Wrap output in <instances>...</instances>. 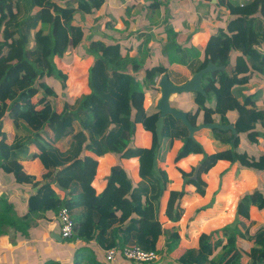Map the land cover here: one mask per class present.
I'll return each mask as SVG.
<instances>
[{
	"label": "trees",
	"instance_id": "16d2710c",
	"mask_svg": "<svg viewBox=\"0 0 264 264\" xmlns=\"http://www.w3.org/2000/svg\"><path fill=\"white\" fill-rule=\"evenodd\" d=\"M105 2L83 0L79 8L70 3L63 8L53 0H0V171L10 175L18 185L34 190L27 201L28 213L21 218L4 201L8 210L0 216V227L10 226L27 236L33 216L47 212L58 216L66 208L74 222L75 233L64 239L65 242L96 240L104 251L122 248L119 234L123 229L131 235L129 245L153 250L161 256L158 244L162 237L167 247L181 240L180 228L176 224L180 223L185 212L182 202L185 192L171 193L166 214L175 225L164 229L155 215V209L159 208L167 190L165 173H157L159 152H169L175 141H182L183 146L176 157L179 162L193 155H205L203 146L195 138H190L189 129L172 116L165 118L163 139L159 143L156 123L160 113L147 111L146 94L136 89L130 72V68L138 72L142 65L123 57L119 46L112 56L95 58L89 70L90 92L81 95L73 104L66 102L61 112L56 108L57 90L45 81L53 76L67 88L69 75L58 68L56 59L69 55L84 38L83 29L73 25L75 14L78 10L93 13ZM231 15L228 31L219 30L207 40L202 59L199 49L193 47L185 51L177 43L168 44L165 53L171 65L181 64L178 68L191 76L209 62L225 66V70L204 77L207 96L197 94L195 101L199 103L204 98L208 102L221 101L224 114L237 112L236 124L247 126L254 113L252 106L249 108L251 100L242 104L234 91L252 81V74L248 73L249 63L255 66L261 61L264 65V0L236 5ZM32 41L34 45L30 46ZM234 50L248 58V64L239 59L242 77H232L226 68ZM162 75L168 76L163 65L146 71L148 80ZM7 116L14 120L17 128L31 131L32 136L17 137L9 144L10 136L4 131ZM197 116L198 113L190 121L193 126H197ZM61 123L64 131L59 137L57 130ZM204 123H214L211 111L205 113ZM76 124L79 130H76ZM138 124L152 135L150 147L132 146ZM213 133L222 144L233 146L236 136L232 131L215 129ZM60 138L65 139V151L57 145ZM32 144L41 153L28 157H39L48 170L43 182L28 174L22 164L21 158ZM95 145L100 156L113 154L121 159L137 158L140 182L135 183L118 165L112 168L105 190L97 194L92 182L98 162L80 158L87 146L92 148ZM236 160L233 148L205 155L198 171L184 173V176L189 178L188 184L204 196L207 184L203 176L220 161L235 163ZM70 164L72 167H68ZM78 164L83 166L81 174L75 167ZM194 175L196 178L190 179ZM53 176L64 189L56 188V191L62 194L69 191L63 199L55 197V189L49 183ZM263 203L264 186L245 193L237 205L235 223L224 228L220 238L202 234L198 245L185 250L177 258V263L264 264V224L257 214ZM239 240L252 246L246 249ZM81 253L76 255L80 257Z\"/></svg>",
	"mask_w": 264,
	"mask_h": 264
},
{
	"label": "crops",
	"instance_id": "0c3cea01",
	"mask_svg": "<svg viewBox=\"0 0 264 264\" xmlns=\"http://www.w3.org/2000/svg\"><path fill=\"white\" fill-rule=\"evenodd\" d=\"M82 1L53 0V2L63 8L68 3L79 8ZM152 1L153 3L149 5L148 0H106L102 8L93 13L82 10L76 12L73 25L83 29L84 38L77 47L70 50L69 55L62 59H56V64H59V61H61V64L62 61L66 64L64 67L57 66L69 75L67 88H64L61 82L56 84L52 80L54 79L53 76L45 78V81L54 90H57L58 101L56 108L58 112L63 110L66 102L73 104L81 95L90 92L88 88L89 70L95 58L99 55L112 56L114 49L118 50L117 46H119L123 57L131 58L132 63L137 61L141 63V70L138 72H133L132 68H130L131 75L135 79L136 89L146 94L147 111L149 113L158 111L156 106L161 89L156 79H160L163 75L155 78V80H148L146 71L153 66L163 65L167 68L170 80L176 84H184L192 77L189 72L178 68V66H182L181 64H170L169 58L165 53V47L169 43L174 42L182 46V50L185 51L195 47L201 51L200 59H202L207 40L215 36L219 30L228 31L229 22L232 18V8L236 5L243 6L253 0H238L239 2L235 3H232L233 0H197L199 5L196 6H194L193 0H187V7L182 10L184 12L182 21H178L175 18L176 15L171 13L166 15L165 12H159L162 10V1ZM165 1L170 3L169 6L176 12L174 8L179 7L178 4L185 0H172L173 5H171L170 0ZM198 16L206 19V23L201 19L196 22L195 20ZM164 17L165 21L161 23L163 24L162 28L158 31L159 21ZM155 18L158 19L157 22L152 20ZM166 25L167 27H173V35L169 34L166 28L169 37L171 36L170 38H165L163 34ZM176 25H178V28L175 29L174 26ZM33 45L34 42L32 41L30 46ZM151 47L159 50L158 55L155 56L150 51ZM71 54L73 59L70 58L66 61ZM118 56L119 53L116 57ZM230 57L242 59L243 63L248 62V58L244 57L238 50L232 51ZM149 58H152V61L148 63ZM248 73L252 74V81L244 86H238L234 91V95L242 104L247 99L251 100L249 108L252 106L254 113L250 117L247 126L236 124L238 119L237 112L232 111L224 114L221 111V101L208 102V99L204 98L197 103L195 101L197 93L194 92L185 95H175L171 98L172 106L186 112L190 121L198 113L197 126L204 124V116L208 111L212 112L214 122L234 125L237 135L233 146L231 145L232 147L219 142L215 138L213 130L209 129L199 131L194 138L203 146L205 155H213L233 148L237 160L235 163L220 161L209 173L204 175L203 179L207 184V188L206 194L201 196L196 192L194 186L188 184L189 178L187 179L184 173L195 174L200 168L205 155H193L177 162L176 157L183 146L182 141H175L169 152L164 150L159 152L157 173H165L167 190L159 208L155 209V215L164 229L173 227L175 224L168 219L166 214L167 204L172 192L181 191L185 192L182 201L185 212L180 223L176 224L180 228L181 240L177 244L172 245V247H167L165 238H161L158 244L161 250L158 264H178L177 258L185 250L196 247L202 234L220 238L223 229L235 223L237 205L240 203L242 196L247 192L264 186L263 63L258 61L255 66L249 63ZM34 102H37V100L35 99ZM58 103L62 107H59ZM60 126L62 127V132L59 134L57 130L59 137L64 131L63 123ZM75 127L76 130H79L78 124ZM4 131L10 136L8 139L9 144L15 142L17 137L32 136L31 131L25 132L22 128H17L14 120L8 116L5 119ZM151 142L152 135L145 131L142 124H138L132 138V146L135 148H147L150 147ZM64 144V138H60L57 141V145L63 151L67 150ZM40 153L39 148L32 144L21 159L25 171L30 175H34L36 180L43 182L48 170L45 169L39 157H28ZM80 158L82 160L91 158L98 162L96 175L92 182L97 194H101L105 190L112 168L118 165L127 171L129 177L135 183H139L141 180L139 177L140 164L137 158L121 159L113 154L100 156L99 148L96 145L92 148L87 146ZM72 165L70 164L68 167H72ZM75 167L81 174L83 166L78 164ZM195 178V175L193 177L190 176V179ZM56 183V181L52 183L54 189L57 188ZM33 193L34 190L18 185L10 175L0 171V216H3L4 212L8 210L6 203L3 201L9 203L8 205L12 207L11 211L17 217L21 218L27 215V201ZM68 193L69 191H65L63 194L56 192L55 197L63 199ZM257 214L261 218V224H264L261 209L257 211ZM33 219L27 236L16 232L10 226L0 227V264H49L51 262L70 264L66 261L65 256L68 248L71 249L69 250L74 253V256L78 252H82L81 257L77 261L75 258L77 264H90V262L103 264L106 262V251L100 247L96 240L85 243L83 241L59 242L54 239L52 235H61V225L56 213L47 212L37 217L33 216ZM124 231L122 229L119 234V239L123 246L129 244L131 240L130 233ZM48 235H51V237ZM239 243L246 249L252 246L243 240H239ZM95 254L99 258L91 259L92 255ZM89 259L93 261H85ZM114 264L132 263L119 259Z\"/></svg>",
	"mask_w": 264,
	"mask_h": 264
},
{
	"label": "water",
	"instance_id": "95a60500",
	"mask_svg": "<svg viewBox=\"0 0 264 264\" xmlns=\"http://www.w3.org/2000/svg\"><path fill=\"white\" fill-rule=\"evenodd\" d=\"M225 70V66H217L212 62H209L208 65L201 69L200 71L194 73L192 77L184 84H176L170 80L167 75H163L159 81V87L161 89L160 97L157 101L156 109L159 111L160 116L159 120L156 123V134L159 140V143L162 142V132L165 125V118L167 116H172L176 120L181 121L183 125H185L189 129V137L194 138L195 134L203 129L215 130V129H222L225 131H232L233 134L237 135V130L234 125L228 124H220L217 122L214 123H204L199 126H193L188 118V114L184 111H181L171 104V98L175 95H185L189 93H197L201 94L204 97L207 96V93L204 89V77L207 74H211L213 72ZM55 176L50 179V183L55 182ZM56 187L60 190L64 189L60 186V184L56 183ZM54 239L59 242L64 241L61 235L55 234L52 235Z\"/></svg>",
	"mask_w": 264,
	"mask_h": 264
},
{
	"label": "built area",
	"instance_id": "2783aa9c",
	"mask_svg": "<svg viewBox=\"0 0 264 264\" xmlns=\"http://www.w3.org/2000/svg\"><path fill=\"white\" fill-rule=\"evenodd\" d=\"M227 70L232 77L242 76V64L237 57L231 58L227 62ZM160 79H156L159 85ZM58 221L61 225V236L63 239L73 237L75 225L69 211L64 208L58 215ZM106 261L110 264L116 263L119 259L135 264H153L159 261L160 255L155 251H146L138 246L124 245L122 248H112L106 251Z\"/></svg>",
	"mask_w": 264,
	"mask_h": 264
},
{
	"label": "rangeland",
	"instance_id": "374dc122",
	"mask_svg": "<svg viewBox=\"0 0 264 264\" xmlns=\"http://www.w3.org/2000/svg\"><path fill=\"white\" fill-rule=\"evenodd\" d=\"M160 1H162L161 2V5H162V10H160L159 12H165L166 13V15H168V14H173V15H176L175 16V18L178 20V21H182L183 20V16H184V12L182 11V10H184L186 7H187V0H185V1H181L179 4H178V6L179 7H175L174 8V10H176V12L175 11H173L172 9H171V6H169V4L170 3H168V2H166L165 0H160ZM172 0H170V2H171ZM235 2H239L238 0H233L232 1V3H235ZM148 3H149V5H151L152 3H153V1L152 0H148ZM193 3H194V6H196V5H199V4H197L198 2H197V0H193ZM245 4V3H244ZM171 5H173L172 4V2H171ZM175 5V4H174ZM151 14V13H150ZM209 18H210V16H209ZM199 19H201V20H204V23H206V19H203V17H201V16H198L197 17V19L195 20L196 22H199L200 20ZM152 20H154V22H157L158 21V19L157 18H155V19H152ZM165 21V17L163 18V19H160V21H159V23H160V26L157 28V30L159 31L161 28H162V25L163 24H161V23H163ZM172 24V23H171ZM173 25V24H172ZM181 27V26H180ZM166 28H167V31L171 34V35H173V31H172V26H168L167 27V25L164 27V29H165V32L163 33L164 34V36H165V38H170L169 37V35H168V32L166 31ZM174 28L176 29V28H178V25H176V26H174ZM182 28V27H181ZM203 28H207V27H203ZM156 33V32H155ZM174 43H176V42H174ZM169 44H171V43H169ZM150 51L156 56V55H158V53H159V50L157 49V48H152L151 47V49H150ZM195 53H196V51H195ZM200 53V51L199 50H197V54H199ZM69 58H67L66 59V61L68 60V59H73V55L71 54L70 56H68ZM152 61V58H149L148 59V63L149 62H151ZM61 61H59V64H57V65H59L60 67H64V66H66V64H65V62L64 61H62V64L60 63ZM71 66H73L72 64H71ZM51 79V78H50ZM52 80H54L55 81V83L57 84V83H60V81H58V80H56V79H52ZM58 106L59 107H62V105L60 104V103H58ZM62 127L60 126L59 128H58V132H59V134L62 132ZM58 134V135H59ZM50 183V182H49ZM254 186V185H253ZM247 188V187H246ZM55 192H58V191H56V189L54 190ZM59 193V192H58ZM4 202V201H3ZM7 202V201H6ZM261 209V213H262V216L264 217V203H263V205H262V207L260 208ZM49 236V235H48ZM49 237H51V235L49 236ZM70 248H68V251L65 253V256H66V261L67 262H69L70 264H77L76 263V261L79 259V257L75 254V256H74V253H72L70 250H69ZM69 256V257H68ZM81 257V256H80ZM68 258V259H67ZM75 258H76V261H75ZM98 259L99 257L98 256H96V254L95 255H92V257H91V259ZM91 259H89V260H85V261H93V260H91ZM105 259H106V257H105ZM221 259V258H220ZM106 261V260H105ZM122 261H124V260H122ZM126 262V261H125ZM80 264H82V263H80ZM90 264H95V263H93V262H90ZM103 264H110V263H108L107 261L106 262H104ZM153 264H156V263H153Z\"/></svg>",
	"mask_w": 264,
	"mask_h": 264
},
{
	"label": "clouds",
	"instance_id": "9594fccd",
	"mask_svg": "<svg viewBox=\"0 0 264 264\" xmlns=\"http://www.w3.org/2000/svg\"><path fill=\"white\" fill-rule=\"evenodd\" d=\"M129 263H132V262H129Z\"/></svg>",
	"mask_w": 264,
	"mask_h": 264
}]
</instances>
